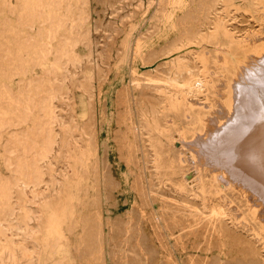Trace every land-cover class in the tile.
<instances>
[{"label": "rangeland", "instance_id": "obj_1", "mask_svg": "<svg viewBox=\"0 0 264 264\" xmlns=\"http://www.w3.org/2000/svg\"><path fill=\"white\" fill-rule=\"evenodd\" d=\"M201 1L0 0V264H264L251 197L180 158L203 110L168 96L215 102L216 50L262 27L218 0L191 39Z\"/></svg>", "mask_w": 264, "mask_h": 264}, {"label": "bare ground", "instance_id": "obj_2", "mask_svg": "<svg viewBox=\"0 0 264 264\" xmlns=\"http://www.w3.org/2000/svg\"><path fill=\"white\" fill-rule=\"evenodd\" d=\"M217 2L218 0H202L199 8L190 13L187 23L189 38H195L196 33L192 29L196 28L199 16L207 17L211 9L216 7ZM252 5L257 6L262 19L260 31L247 35L245 39L225 40L221 44L223 50H216L218 71L215 73L216 77L212 79L213 90L217 92L215 102H211L208 93H206L205 101L195 97L190 100L180 93H171L168 99L173 105L183 108L188 119L191 116L189 108L191 110L194 107H200V110H203L197 113L200 124L197 123L193 129L189 130L188 135H181L179 139L183 142L181 161L185 163L188 160L199 170L213 167L212 180L219 184L220 192L226 186L234 185L236 189L239 187L243 195L247 198L251 197L247 204L254 218L259 220L261 227L264 228V93L262 92L264 87V0H252ZM244 52L255 55L248 60L250 62L248 66L244 64L245 72L248 73L243 76L244 73L235 71L231 54ZM168 80V84H177L172 78ZM206 90L208 92V89ZM177 140L174 143L176 146L179 145ZM239 169L242 173L247 172L249 186L238 180V176L232 175ZM187 174L190 175V173ZM226 174L231 177H226ZM222 177L228 184L222 182ZM198 180L199 184L204 185L202 176H199ZM217 214H224V210L213 209L212 215Z\"/></svg>", "mask_w": 264, "mask_h": 264}]
</instances>
